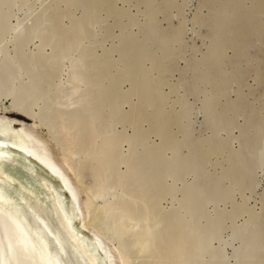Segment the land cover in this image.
<instances>
[{"label":"rangeland","instance_id":"374dc122","mask_svg":"<svg viewBox=\"0 0 264 264\" xmlns=\"http://www.w3.org/2000/svg\"><path fill=\"white\" fill-rule=\"evenodd\" d=\"M0 55L60 136L94 119L93 149L91 127L71 130L77 156L110 148L106 190L164 217L162 242L178 234L193 264H264V0H0Z\"/></svg>","mask_w":264,"mask_h":264},{"label":"bare ground","instance_id":"6f19581e","mask_svg":"<svg viewBox=\"0 0 264 264\" xmlns=\"http://www.w3.org/2000/svg\"><path fill=\"white\" fill-rule=\"evenodd\" d=\"M235 6L238 7L239 5ZM239 10H241L240 7ZM223 24L224 22L221 23V25ZM227 37H225V40H227ZM9 69L7 68L5 71L6 74H2L3 72L0 69V264H63L62 258L69 251L68 249H63L62 243L71 250V253L81 264H143L147 253L149 254V252L153 251H155V261L149 260L148 264L192 263L189 261L188 254H185L184 248L181 247L182 245L180 246L181 248L178 245L184 241L176 236L178 234L173 232L174 235H164L166 242H162V239L158 238L164 233L163 230L156 233L161 225L165 224V229L167 227V230H171L164 217L162 219L166 223L161 219H159L160 223H158V220L154 218L155 222L151 221L146 224V215L144 217V214L147 213L146 208L148 207H142V210H138L139 208L136 206L138 209L132 210L133 203L128 201L130 199H120L119 195H115V190L111 189L113 187H110L108 191L106 190L108 186L105 183L112 173L109 174V170L104 177L108 169L105 166L106 153H109L110 150V148L107 149L105 143L102 152H96L98 157H95V159L96 163L99 164L97 166L94 164L95 162L93 164L90 163L91 160L88 161L89 158L83 159L77 156L80 150L76 147V137L77 139L84 137V139L82 138L85 141L83 149H93L92 144L93 140H95L94 137L96 135L94 133H96V130L91 125L94 119L92 121L86 119L89 117L86 114L85 120L87 122L84 125L91 128H88L82 136H79L78 133L75 137V133H72L71 130L84 127L80 123L82 119L80 120L75 116L71 125L63 126V129L67 131L66 134L64 133L60 136L58 131L61 129V125L56 131L55 125L43 118L44 114L42 116L41 105L39 104V106L35 103L36 101L33 102L34 100L31 101L32 99L27 98L26 95L28 93L22 92L24 90L22 89L21 91L20 87H18L19 84L15 85L19 77L17 75L13 77L12 70ZM7 81L12 84L11 87L6 86ZM144 95L147 96L145 93ZM9 97H11L10 105L3 106V99ZM97 107L99 106L97 105ZM59 110L57 109L56 111ZM7 111H13L15 115L20 114L22 118L24 116L27 120L30 119V122L11 116ZM63 111L65 112L64 109ZM91 111L92 115L93 110ZM157 112L159 113V111ZM157 116L159 117L160 113ZM85 120L83 121L85 122ZM16 122L20 125H16ZM80 124L82 126H79ZM163 125H165V120ZM43 126L47 127L46 136L38 132L39 129L42 130ZM52 142L54 145L51 144ZM54 149L57 151L56 153ZM153 164L152 166H154ZM36 166L40 167L44 173L38 171ZM91 167L94 168V171H92L94 172L92 173L93 176L102 178L100 180L97 179L98 181L95 184L86 181L85 170ZM152 175L150 174V176ZM117 181L121 182V180ZM145 183H148L147 179ZM141 184L144 183L141 182ZM125 194L127 196L126 192ZM137 194L135 193V196ZM76 196L77 201L74 199ZM151 198L148 201L151 202ZM137 200L138 202H136L139 203L140 199ZM148 201L146 202L150 203ZM140 204H142V201ZM151 204L153 205V203ZM158 205L160 206V204ZM104 218L108 222L104 221ZM140 218H143V223ZM148 218L146 219L148 220ZM84 230L89 232L86 233ZM181 231L184 232V230ZM172 238H174V242L170 243L173 241L171 240ZM150 249L153 251H150Z\"/></svg>","mask_w":264,"mask_h":264},{"label":"water","instance_id":"95a60500","mask_svg":"<svg viewBox=\"0 0 264 264\" xmlns=\"http://www.w3.org/2000/svg\"><path fill=\"white\" fill-rule=\"evenodd\" d=\"M77 201V196L74 198ZM104 245V243H102ZM63 249H68L69 252L63 257V264H81V262L71 253V250L62 243ZM106 247V246H105Z\"/></svg>","mask_w":264,"mask_h":264}]
</instances>
